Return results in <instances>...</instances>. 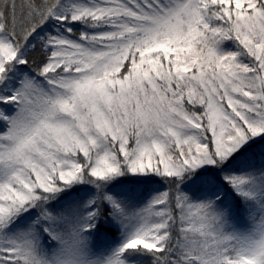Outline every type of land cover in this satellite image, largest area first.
<instances>
[{
    "label": "snow or ice",
    "instance_id": "6c2138e0",
    "mask_svg": "<svg viewBox=\"0 0 264 264\" xmlns=\"http://www.w3.org/2000/svg\"><path fill=\"white\" fill-rule=\"evenodd\" d=\"M0 264H264V0H0Z\"/></svg>",
    "mask_w": 264,
    "mask_h": 264
}]
</instances>
